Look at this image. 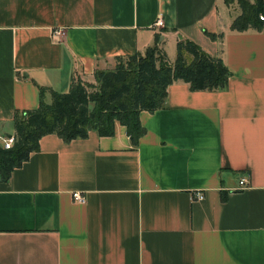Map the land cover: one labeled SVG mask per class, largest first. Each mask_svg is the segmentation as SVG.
<instances>
[{"label":"crops","instance_id":"crops-1","mask_svg":"<svg viewBox=\"0 0 264 264\" xmlns=\"http://www.w3.org/2000/svg\"><path fill=\"white\" fill-rule=\"evenodd\" d=\"M240 13L235 0H0L11 136L41 90L50 102L158 35L167 54L190 40L231 72L223 91L171 85L164 108L141 113L137 148L121 125L112 137L41 138L0 183V264H264V26L233 30Z\"/></svg>","mask_w":264,"mask_h":264},{"label":"trees","instance_id":"trees-1","mask_svg":"<svg viewBox=\"0 0 264 264\" xmlns=\"http://www.w3.org/2000/svg\"><path fill=\"white\" fill-rule=\"evenodd\" d=\"M238 3L241 13L231 28L261 29L264 0H238ZM207 35L212 40L218 39L210 32ZM160 38L158 35L155 46L145 54L117 57L114 67L96 71L95 85L73 78L68 92L52 91L48 102L41 90L37 109L17 111L13 119V146L5 149L0 144V183L8 181L13 171L39 150L40 140L46 135L55 134L72 141L86 139L91 131H97L101 137H112L121 125L137 148L145 134L141 113L164 108L171 85L185 83L192 91L227 89L231 72L221 58L211 56L190 40L180 39L177 58L171 64L161 48Z\"/></svg>","mask_w":264,"mask_h":264},{"label":"built area","instance_id":"built-area-1","mask_svg":"<svg viewBox=\"0 0 264 264\" xmlns=\"http://www.w3.org/2000/svg\"><path fill=\"white\" fill-rule=\"evenodd\" d=\"M260 19L262 20L263 26H264V14L260 15ZM163 25H164V20H163V17L161 15L155 21V26H163ZM14 142H15L14 136H10V137H7L3 140V145H4L5 149H10L13 146ZM240 186L242 189H247L249 187V181L247 179L243 178L240 181ZM194 196H195V200H203L204 199V194L202 192H197V193H195ZM73 199L77 203H82V204L86 203V198L80 192H75L73 194Z\"/></svg>","mask_w":264,"mask_h":264},{"label":"rangeland","instance_id":"rangeland-1","mask_svg":"<svg viewBox=\"0 0 264 264\" xmlns=\"http://www.w3.org/2000/svg\"><path fill=\"white\" fill-rule=\"evenodd\" d=\"M235 1H237V3H238V0H235ZM249 1L253 2L254 0H249ZM166 55H167L168 61L171 64H173L175 62L176 58H177V46L173 45L172 47H170L169 50H168V54L166 53ZM86 83L95 85L96 81L94 79V80H92L90 82H86ZM7 136H8V128L5 125L1 124L0 125V144L3 143V140L5 138H7Z\"/></svg>","mask_w":264,"mask_h":264}]
</instances>
